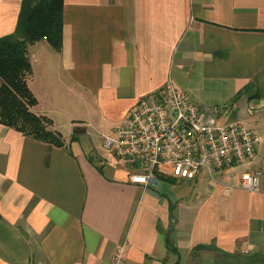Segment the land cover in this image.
I'll use <instances>...</instances> for the list:
<instances>
[{"label": "crops", "instance_id": "1", "mask_svg": "<svg viewBox=\"0 0 264 264\" xmlns=\"http://www.w3.org/2000/svg\"><path fill=\"white\" fill-rule=\"evenodd\" d=\"M21 1L0 0V38ZM27 55L31 111L64 147L0 124V264H113L120 249L119 264H264V0H63L61 50ZM169 79L212 122L255 130L254 158L132 184L102 139ZM243 173H259L256 192Z\"/></svg>", "mask_w": 264, "mask_h": 264}, {"label": "built area", "instance_id": "2", "mask_svg": "<svg viewBox=\"0 0 264 264\" xmlns=\"http://www.w3.org/2000/svg\"><path fill=\"white\" fill-rule=\"evenodd\" d=\"M261 139L240 122L218 126L169 79L161 90L127 110L102 148L132 171L129 181L154 189L163 179L194 180L200 171L216 172L250 162ZM259 173H243L240 188L259 189ZM123 251L113 258L119 264Z\"/></svg>", "mask_w": 264, "mask_h": 264}, {"label": "trees", "instance_id": "3", "mask_svg": "<svg viewBox=\"0 0 264 264\" xmlns=\"http://www.w3.org/2000/svg\"><path fill=\"white\" fill-rule=\"evenodd\" d=\"M62 31L63 0H22L14 32L0 38V124L56 148L64 147L60 132L31 111L36 99L26 82L31 73L27 51L45 40L59 52Z\"/></svg>", "mask_w": 264, "mask_h": 264}, {"label": "rangeland", "instance_id": "4", "mask_svg": "<svg viewBox=\"0 0 264 264\" xmlns=\"http://www.w3.org/2000/svg\"><path fill=\"white\" fill-rule=\"evenodd\" d=\"M231 117V116H230ZM254 120V119H253ZM232 121H235V120H220V121H216L215 123L218 125V126H223V125H227L229 123H232ZM60 132V131H59ZM62 133V132H61ZM88 135L93 139L94 137V141L97 142L99 140V136L93 134V132H91V130L89 129L88 130ZM93 135V136H92Z\"/></svg>", "mask_w": 264, "mask_h": 264}, {"label": "water", "instance_id": "5", "mask_svg": "<svg viewBox=\"0 0 264 264\" xmlns=\"http://www.w3.org/2000/svg\"><path fill=\"white\" fill-rule=\"evenodd\" d=\"M172 234H173V224L170 225L167 237H166V244L171 245L172 244Z\"/></svg>", "mask_w": 264, "mask_h": 264}]
</instances>
